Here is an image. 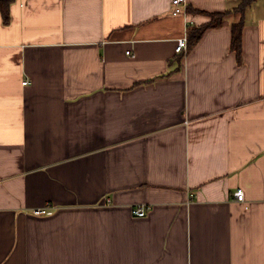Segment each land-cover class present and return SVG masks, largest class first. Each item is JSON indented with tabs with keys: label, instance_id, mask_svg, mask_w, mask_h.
I'll list each match as a JSON object with an SVG mask.
<instances>
[{
	"label": "crops",
	"instance_id": "crops-1",
	"mask_svg": "<svg viewBox=\"0 0 264 264\" xmlns=\"http://www.w3.org/2000/svg\"><path fill=\"white\" fill-rule=\"evenodd\" d=\"M172 1L0 15V264H264V0Z\"/></svg>",
	"mask_w": 264,
	"mask_h": 264
},
{
	"label": "trees",
	"instance_id": "trees-1",
	"mask_svg": "<svg viewBox=\"0 0 264 264\" xmlns=\"http://www.w3.org/2000/svg\"><path fill=\"white\" fill-rule=\"evenodd\" d=\"M16 1L17 0H0V15L4 24H7L9 22L10 8ZM256 1L257 0H237V7L232 12L206 14L210 19L207 24L188 31L187 49L191 50L199 42L205 31L219 28L222 25L224 18L230 13L239 15L242 18L244 12L248 8H250ZM188 12L195 14H205L203 12L192 10L190 8L188 9ZM242 29L243 23L242 21H240V23L236 26H233L231 30L230 50L235 54L237 62L241 61Z\"/></svg>",
	"mask_w": 264,
	"mask_h": 264
},
{
	"label": "built area",
	"instance_id": "built-area-1",
	"mask_svg": "<svg viewBox=\"0 0 264 264\" xmlns=\"http://www.w3.org/2000/svg\"><path fill=\"white\" fill-rule=\"evenodd\" d=\"M172 16H180L186 13V1L185 0H173L172 1ZM187 50V40L186 38L180 39L177 42V46L175 52L177 54H181ZM127 55H131L130 52L126 53ZM23 86L28 85V82H23ZM233 197L237 202H244V194L241 190H237L234 192ZM31 214L35 217H50L53 215V212L49 210L47 207L33 210ZM132 214L137 218H144L146 216V210L143 207H138L132 211Z\"/></svg>",
	"mask_w": 264,
	"mask_h": 264
}]
</instances>
